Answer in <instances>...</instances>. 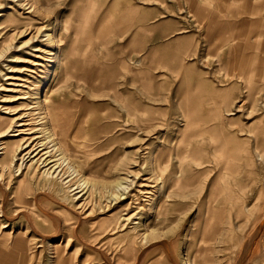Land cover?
Returning a JSON list of instances; mask_svg holds the SVG:
<instances>
[{
	"label": "rangeland",
	"instance_id": "374dc122",
	"mask_svg": "<svg viewBox=\"0 0 264 264\" xmlns=\"http://www.w3.org/2000/svg\"><path fill=\"white\" fill-rule=\"evenodd\" d=\"M244 3L0 0V264H264Z\"/></svg>",
	"mask_w": 264,
	"mask_h": 264
},
{
	"label": "crops",
	"instance_id": "0c3cea01",
	"mask_svg": "<svg viewBox=\"0 0 264 264\" xmlns=\"http://www.w3.org/2000/svg\"><path fill=\"white\" fill-rule=\"evenodd\" d=\"M237 11L240 14V16H242V18H243L241 20L242 21L241 28L244 29V34L242 35V37L244 38V43H237L234 46V48L232 49L231 53L228 56H225V60H227V61L231 60L233 58V57H231L232 53L236 49L237 50L236 52H239V54L241 55L239 57V59H245V62H250L252 60L255 62V64H253L252 66H256L258 63L261 64L262 62L264 64V57L260 58L258 56L249 54V53L253 52L254 50H258V49L264 51V19H263L262 22H259L260 24H262V30L261 31H258L256 34H251V33L248 34V33H246V35H245V23H248L249 26H253V25L255 26V24L258 25V21L257 22H250V20H249L248 22H245V15L246 14H249V15L250 14H256V15L262 14L263 17H264V8H257V7L256 8H252L250 6H246L245 7V3H244V5L242 7L237 8ZM218 28H221V26L218 25ZM201 35H202V33H201ZM249 36L251 38L253 37V38L256 39L255 40V44H251L250 41H248V40L245 41V38H247V37L249 38ZM235 39H236V37H235ZM243 55H245V57H243ZM259 70L256 69L255 67H253V68H249V67L245 68V77L260 75L264 71V66L262 67V69H259ZM234 75H238V74H229L228 73L227 76H234ZM230 88L229 89L223 88L224 90H221V91L230 92Z\"/></svg>",
	"mask_w": 264,
	"mask_h": 264
},
{
	"label": "bare ground",
	"instance_id": "6f19581e",
	"mask_svg": "<svg viewBox=\"0 0 264 264\" xmlns=\"http://www.w3.org/2000/svg\"><path fill=\"white\" fill-rule=\"evenodd\" d=\"M23 2H24V1H23ZM29 5H30V8H29L30 10H31V9H36V7H34L36 4H32V5H31V3H28L27 6H29ZM47 37H48L49 40H51L50 35H48ZM54 57H55V56H54ZM227 75H228V74H226V76H227ZM238 75H239V76H242V74H238ZM238 75H234V76L236 77V76H238ZM239 76H238V77H239ZM224 77H225V76H224ZM223 79H224V78H223ZM231 87H232V86H231ZM232 104H233V103H232ZM213 106H214V105H213ZM224 108L231 109V105H225V106H222V108H220L219 110L222 111V110H224ZM219 110H216L217 113H220ZM223 114H224V113H223ZM213 115H214V114H213ZM51 128H52V127H51ZM51 134H52V133H51ZM2 136H3V134H2ZM54 137H56V135H55ZM55 140H56V138H55ZM55 140H53V143H55ZM74 140H78V136H77V135L74 137ZM1 142H2V141H1ZM57 142H58V138H57ZM17 144H18V143H17ZM58 145H59V143H58V144L56 143V144L54 145V147H57ZM0 146L2 147V145H0ZM59 146H60V145H59ZM11 147H14V146H7V147H5V148L0 149V151H5L4 155H5V156H8L10 150L13 149V148H11ZM61 147H62V146H61ZM61 147H59V149L57 148V150L60 151V150H61V149H60ZM50 149H51V148H50ZM62 150H63V149H62ZM17 151H18V147L16 146V147H15V152H14V153L16 154ZM45 151H46V150H45ZM43 152H44V150H43ZM63 153H64V152H63ZM63 153H61V154H63ZM2 154H3V153H2ZM2 154H0V155L2 156ZM15 154H14V156H13V159H14V157H15ZM53 155H54V154H53ZM63 155H64V154H63ZM67 156H68V155H67ZM47 157H48V156H47ZM56 157H57V156H56ZM63 157H64V156H63ZM7 158H8V157H7ZM53 158H54V157H53ZM53 158H51V159H53ZM51 159H50V160H51ZM61 159H62V158H61ZM44 160H45V159H44ZM46 160H47V159H46ZM50 160H49V161H50ZM60 161H61V160H60ZM45 162H46V161H45ZM53 163H54L53 168L56 167L55 172L58 171L59 169H61V167H63V165H64L63 162L59 163L58 161H53ZM50 164H51V163H50ZM3 166H4V165H3ZM3 166H2V167H3ZM69 169L72 170L73 168H72L71 166H69ZM51 170H52V169H51ZM62 170H63V169H62ZM62 170H61V171H62ZM59 172H60V171H59ZM227 172H228V171H227ZM76 173H77L76 171H74V170L72 171V175H74V174H76ZM225 173H226V172H225ZM228 173H229V172H228ZM231 174H232V173H231ZM60 175H61V174H60ZM66 175H68V173H66ZM61 176H62V175H61ZM69 176H70V175H69ZM70 177H71V176H70ZM60 179H61V178H60ZM67 180H68V179H67ZM6 182H7V181H6ZM6 182H5V178L1 175V176H0V186L2 187V189H3V191H4L3 193H4L5 195L8 194V190H9V187L7 186L8 184L6 185ZM69 182H70V181H69ZM172 182H173V181H172ZM22 184H23V183H21V184L19 185V189L22 188V186H23ZM83 185H85V182L83 183ZM83 185L79 186L78 189H82V188H83ZM78 193H79V192H78ZM15 197H16V200L21 201V200H20V199H21V194H20V193H17V192H16V193H15ZM166 197H168V194L166 195ZM120 199H121V197H120ZM6 203H7V202H6ZM2 208H3V207H2ZM2 208H1V209H2ZM52 215H53V214H52ZM3 216H4V215H3ZM263 220H264V218H263ZM40 237H41V236H40ZM145 237H146V236H144V239H145ZM263 237H264V236H263Z\"/></svg>",
	"mask_w": 264,
	"mask_h": 264
}]
</instances>
